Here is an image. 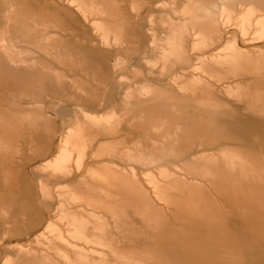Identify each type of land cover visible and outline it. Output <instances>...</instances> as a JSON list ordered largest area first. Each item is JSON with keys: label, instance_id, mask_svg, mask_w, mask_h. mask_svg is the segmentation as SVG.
<instances>
[{"label": "rangeland", "instance_id": "374dc122", "mask_svg": "<svg viewBox=\"0 0 264 264\" xmlns=\"http://www.w3.org/2000/svg\"><path fill=\"white\" fill-rule=\"evenodd\" d=\"M0 37V264H264V0H0Z\"/></svg>", "mask_w": 264, "mask_h": 264}, {"label": "bare ground", "instance_id": "6f19581e", "mask_svg": "<svg viewBox=\"0 0 264 264\" xmlns=\"http://www.w3.org/2000/svg\"><path fill=\"white\" fill-rule=\"evenodd\" d=\"M212 5H213V4H212ZM202 8H203V7H202ZM205 8H206V7H205ZM205 8H204V9H205ZM200 9H201V8H200ZM206 10H207V9H206ZM204 13H205V12H204ZM211 13H212V12H211ZM0 38H1V37H0ZM1 39H2V38H1ZM2 41H3V39H2ZM7 48H8V47H7ZM4 49H5V48H4ZM9 49H10V48H9ZM9 49H8V50H9ZM5 51H6V50H5ZM7 52H8V51H7ZM146 86H148V85H146ZM146 86H145V87H146ZM149 86H150V85H149ZM149 86H148V87H149ZM127 90H128V89H127ZM131 91H132V90H131ZM126 92H127V91H126ZM126 92H125V95H126ZM129 93H130V91H129ZM127 94H128V93H127ZM130 94H131V93H130ZM125 99H126V97H125ZM211 102H212V101H211ZM211 102H210V103H211ZM213 102H214V101H213ZM123 103H125V102H123ZM216 103H217V104H220V102H216ZM213 104H214V103H213ZM217 104H216V105H217ZM123 105H124V104H123ZM211 105H212V104H211ZM220 105H221V104H220ZM222 105H224V103H223ZM124 108H125V107H124ZM215 109H216V108H215ZM215 111H216V110H215ZM157 127H159V126H157ZM77 132H78V130H77ZM74 134H75V133H74ZM72 135H73V134H72ZM70 136H71V135H70ZM70 136H69L68 138L71 139V137H72V139H73L74 136H71V137H70ZM68 138H67V139H68ZM165 140H167V139H165ZM68 141H69V140H68ZM71 141H73V140H71ZM81 141H82V139L79 138V140L76 142L77 145L80 144ZM163 141H164V140H163ZM163 141H161V142H163ZM167 141H168V140H167ZM159 142H160V141H159ZM139 143H140V142H139ZM155 143H158V142H155ZM155 143H154V144H155ZM136 144H137V143H136ZM140 145H141V143H140ZM157 146H158V145H157ZM159 146H160V145H159ZM166 146H167V145H166ZM134 147H135V145H134ZM139 147H141V146H139ZM161 147H162V145H161ZM161 147H160V148H161ZM124 148L126 149V147H124ZM135 148H136V147H135ZM152 148H153V147H152ZM163 148H164V147H163ZM168 148H169V147H167V149H168ZM127 149H128V148H127ZM164 149H165V148H164ZM80 150H81V149H80ZM129 150H130V149H129ZM136 150H137V148H136ZM142 150H143V149H142ZM142 150H141V151H142ZM120 151H121V150H120ZM133 151H134V148H133ZM133 151H131V152H133ZM158 151H159V149H157V152H158ZM160 151H161V150H160ZM122 152H123V150H122ZM152 152H153V151H152ZM127 153H128V152H126V151L123 153V155L126 154V155H125L126 158L124 157L125 160L127 159V155H128ZM138 153H139V152H138ZM142 153H143V152H142ZM142 153H140V154L143 156ZM120 154H122V153H120ZM140 154H139V155H140ZM139 155H137L138 158H139ZM129 156H130V154L128 155V158H129ZM83 225H84V224H83ZM84 226H85V225H84ZM93 228H94V227H93ZM86 229H87V228H86ZM91 230H92V229H91ZM89 232H90V231H89ZM92 232H93V230H92ZM94 232H95V231H94ZM94 232H93V233H94ZM92 235H93V234H92ZM87 236H88V235H87ZM93 236H94V235H93ZM100 237H101V236H100ZM101 239H102V238H101ZM97 243H98V242H97ZM91 251H93V250H91ZM89 253H90V252H89ZM59 254H61V253H59ZM63 254H64V253H63ZM100 254H101V253H100ZM64 256H65V255H64ZM37 259H38V258H37ZM80 259H81V258H80ZM78 261H80V260H78Z\"/></svg>", "mask_w": 264, "mask_h": 264}]
</instances>
